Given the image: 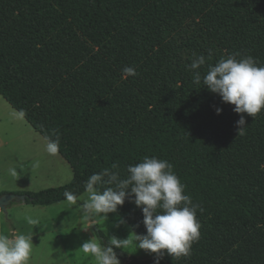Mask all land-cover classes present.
<instances>
[{
    "label": "trees",
    "instance_id": "16d2710c",
    "mask_svg": "<svg viewBox=\"0 0 264 264\" xmlns=\"http://www.w3.org/2000/svg\"><path fill=\"white\" fill-rule=\"evenodd\" d=\"M193 53L206 58L198 70ZM236 53L264 65V0H0V96L45 141L59 136L72 171L62 187L18 194L31 206L66 202L65 191L78 201L92 174L116 164L124 179L155 156L200 206V237L189 256L129 264H264V109L237 114L202 83ZM115 213L146 234L130 199Z\"/></svg>",
    "mask_w": 264,
    "mask_h": 264
},
{
    "label": "clouds",
    "instance_id": "9594fccd",
    "mask_svg": "<svg viewBox=\"0 0 264 264\" xmlns=\"http://www.w3.org/2000/svg\"><path fill=\"white\" fill-rule=\"evenodd\" d=\"M238 55L229 54L214 65L210 64L202 83L210 92L218 94L222 102L234 105L235 113L255 117L264 109V65H258L251 55L237 59ZM193 57L188 68L198 70L206 58L195 53ZM122 74L135 76L136 72L127 66ZM201 79V73L195 71L193 82L200 84ZM221 111L216 109L217 114ZM236 126L238 134L242 135L246 126L244 115H240ZM45 139L46 151L55 155L59 150V136ZM117 167L113 164L85 181L87 195L79 205L81 214L90 228L96 225L98 217L106 219L107 214L115 213L118 206L130 199L142 211L146 234H135L134 239L113 236L107 245L91 238L80 246L82 251L96 264H121L115 249H125L132 244L147 253L162 254L166 250L173 257L189 256L193 242L200 237L201 226L196 218L200 206L185 194V185L173 171V165L155 156H145L141 162L127 167L128 175L124 179L112 170ZM12 174L15 175V170ZM64 196L69 204H77V196L73 192L65 191ZM28 223L35 224L36 221L29 219ZM32 247V236L0 233V264H29ZM156 264H159L158 259Z\"/></svg>",
    "mask_w": 264,
    "mask_h": 264
},
{
    "label": "rangeland",
    "instance_id": "374dc122",
    "mask_svg": "<svg viewBox=\"0 0 264 264\" xmlns=\"http://www.w3.org/2000/svg\"><path fill=\"white\" fill-rule=\"evenodd\" d=\"M10 108L6 103L0 106L3 115L0 122V142L8 143L9 146L4 148L13 153L11 167L9 163L3 169L5 173L2 171L3 174H0V191L10 184L13 188L23 186L25 183L22 184L21 179H24L25 174L36 179H32L31 185L27 186L31 192L69 184L72 179L69 165L61 157L57 159L49 155L45 140L32 131L23 117L11 116ZM12 170H15V175ZM86 195H82L75 205L66 201L48 208L14 202L6 212L0 211V233L12 236L14 228L17 230L15 234L32 236L33 247L29 264H96L95 260L80 248L85 241L94 238L101 243L98 232L107 243L111 242L113 236L119 239H134L135 233L116 213L107 214L106 219L98 217L96 225L89 228L79 207ZM29 219L36 223H28ZM116 253L121 264H129L133 259L146 260L156 257V253L137 249L134 244L125 249L116 248Z\"/></svg>",
    "mask_w": 264,
    "mask_h": 264
},
{
    "label": "crops",
    "instance_id": "0c3cea01",
    "mask_svg": "<svg viewBox=\"0 0 264 264\" xmlns=\"http://www.w3.org/2000/svg\"><path fill=\"white\" fill-rule=\"evenodd\" d=\"M3 103H6L4 100H3V98L0 96V106H3ZM6 105H7V103H6ZM10 107V106H9ZM11 109V116H15V118H17V117H20V118H22V116L19 114V113H17L15 110H13L12 108H10ZM14 113V114H13ZM2 117H3V115L1 114V112H0V122H1V119H2ZM26 122V121H25ZM27 123V122H26ZM29 125V124H28ZM30 127V126H29ZM32 129V128H31ZM32 131H34L33 129H32ZM38 134V133H37ZM39 135V134H38ZM1 137V136H0ZM46 142V141H45ZM47 143V142H46ZM5 146H9V144L8 143H5V142H3V143H1L0 142V151H2V153H0V161H2V162H5V163H1L0 162V174L2 173V171H3V169L4 168H6L7 167V165H9V163H10V167H11V165H12V163H13V153L11 154L10 152H9V150H7V149H5L4 147ZM49 154V153H48ZM49 155H51V154H49ZM52 156H54V157H56L57 159H58V157H60L59 156V154L58 153H56L55 155H52ZM3 173H5L4 171H3ZM2 173V174H3ZM39 175H41V174H39ZM41 176H43V175H41ZM20 178H22V174L20 175ZM33 178H35V177H33V176H30V175H28V174H25L24 175V179H21V183L22 184H28V185H23V186H18V187H16V188H13V187H11V186H13V185H9V187H3V191L1 190L0 192H16V191H19V192H31V190L29 189V187H27V186H30L31 185V180L33 179ZM33 180H36V179H33ZM84 195V194H83ZM53 206V205H52ZM52 206H48V207H52ZM34 207H40V206H34ZM48 207H42V208H48ZM1 211V210H0ZM17 232V230L16 229H14L13 228V233L15 234Z\"/></svg>",
    "mask_w": 264,
    "mask_h": 264
},
{
    "label": "water",
    "instance_id": "95a60500",
    "mask_svg": "<svg viewBox=\"0 0 264 264\" xmlns=\"http://www.w3.org/2000/svg\"><path fill=\"white\" fill-rule=\"evenodd\" d=\"M27 197L25 195H18L14 193H7L0 195V210L6 212V209L14 202L25 203Z\"/></svg>",
    "mask_w": 264,
    "mask_h": 264
}]
</instances>
